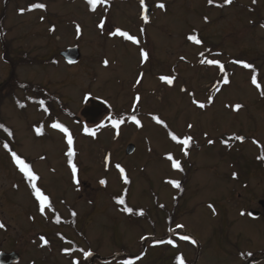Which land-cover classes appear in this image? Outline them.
I'll return each instance as SVG.
<instances>
[{
	"label": "rangeland",
	"instance_id": "1",
	"mask_svg": "<svg viewBox=\"0 0 264 264\" xmlns=\"http://www.w3.org/2000/svg\"><path fill=\"white\" fill-rule=\"evenodd\" d=\"M33 3L46 7L28 11ZM144 3L148 22L140 0H100L95 11L87 0H0V122L13 134L0 145V251L17 253L19 264H179L181 257L184 264H264V0ZM117 29L138 43L113 35ZM73 46L81 60L69 66L58 54ZM42 86L58 120H45L48 114L28 102ZM85 95L124 122L106 128L101 114L93 123L101 129L87 125ZM53 122L74 138L75 176L66 136L50 128ZM86 126L88 137L81 133ZM170 132L192 138L188 155ZM130 144L135 151L128 156ZM13 151L40 177L37 186L62 215L71 243L60 245L50 234L57 230L49 223L52 211L39 213ZM169 154L181 170L174 171ZM248 211L262 215L251 219ZM42 237L48 246L39 245ZM141 250L143 258H130Z\"/></svg>",
	"mask_w": 264,
	"mask_h": 264
},
{
	"label": "snow or ice",
	"instance_id": "2",
	"mask_svg": "<svg viewBox=\"0 0 264 264\" xmlns=\"http://www.w3.org/2000/svg\"><path fill=\"white\" fill-rule=\"evenodd\" d=\"M100 2V0H87V3L89 5H91V9L92 11H95L96 10V5ZM106 2V0H105ZM141 2V7L142 9H144L145 11H147V6L145 5L144 3V0H140ZM209 4H212L213 3V0H208ZM225 4H231L232 3V0H224ZM253 2H255V0H253ZM217 6H220V5H217ZM46 7V5H44L43 3H33L29 9H27L28 11H31V10H35V9H44ZM158 7H160L161 9H163L165 7L164 4H158ZM21 11V14H23V12L25 11L24 9L20 10ZM143 19L145 21H147L148 17L147 15H144L143 16ZM100 27H103V23L100 25ZM77 31H79V27H77ZM113 35H119L121 37H125L126 39H128L129 41H132L133 43H138L137 39L131 35H129L127 32H124V31H121L119 29L116 30V32L112 33ZM188 39L196 44H200L201 41L197 38V36L195 35H190L188 36ZM141 55L142 57L147 60V57H148V54L146 52H141ZM201 55H203V53H201ZM202 63H207V64H217L219 65V61H215V60H202L201 61ZM105 65H107V61L104 62ZM238 63H243V66L245 68H252L253 66L251 64H248L246 62H238ZM221 69H223V66L220 65ZM161 80H164L166 81L168 84H172V79L168 78V77H161ZM224 82L225 83H228V80H227V77H225L224 79ZM137 83H139V80L137 81ZM252 83L253 84H257V79H256V75L253 74L252 76ZM257 87H259V85H257ZM262 95H264V93H262ZM136 102L138 103L139 100H140V97L139 96H136L135 98ZM41 104H43L44 102L43 101H40ZM195 103V101H194ZM198 106L200 108H204L205 105L203 103H199ZM239 107H241L240 105H237L235 106L236 110L239 109ZM133 111H135V106H134V109ZM133 123H135L137 126H140L141 124V121L137 118L136 115H132L130 118H129ZM153 119L157 122V123H164L163 121L159 120L158 117H153ZM124 122L123 119H113L112 120V124L114 127H117L119 128L120 124H122ZM51 128L53 129H57L63 133L66 134L67 136V144H68V152H67V156L69 157L68 159V164L69 166L71 167V171L73 173V176L76 175L77 173V166L76 164L73 162V159L72 157L75 156V151L73 150V137L71 136V134L69 133V130L63 126L62 124H60L59 122H54L52 123L51 125ZM189 127H191V125H189ZM0 128H3V125H0ZM5 131H7V129H5ZM37 131V134H42V131L40 128H37L36 129ZM89 130L87 128H85V132H88ZM11 134V133H9ZM92 135H95L94 132L91 133ZM169 136L171 138L172 141L176 142L177 144L179 145H183L184 147L182 148V151L184 152V155H188V152H187V147L189 146L190 144V141H191V137H185L183 139H180L179 137H177V135H175L174 133H169ZM235 139H238V140H243L244 138L243 137H235ZM209 143H212V141H209ZM5 148L8 147L7 144L4 145ZM11 156H12V159L14 160L15 164L18 166V169L19 171L24 175V177L29 181L30 183V186H31V189H32V192H33V195L35 197V200L38 202V209L40 211L41 214H43L45 212V209L46 208H51L52 205H51V201H50V197L47 196L40 187L37 186V181L40 179V177L32 170L31 168V165L29 163H26L24 159H21L20 156H18L16 154V152H12L11 153ZM261 159H264V157H260ZM168 160L172 161V167L177 169V170H181V164L179 161H176L174 160L173 156L171 154L168 155L167 157ZM116 167L118 168V170L120 171L123 179H124V182L127 183L128 182V179H127V176L124 175L125 173V170L120 166V165H116ZM100 183L103 185V184H106V181L105 180H101ZM170 183H172L175 187L179 188L180 187V184L178 181H170ZM118 203L120 204H124V200L121 198V199H118L117 201ZM209 207H212L211 205H209ZM54 211V209H53ZM124 211L128 212V213H132V209L131 208H125ZM140 215H143V212H140L139 213ZM242 215H244L245 213H241ZM73 215H75V213H73ZM57 219V222H59L60 218L59 216L56 217ZM0 227H3L2 224H0ZM177 227H182L181 225H177ZM181 239L183 240H190V237L189 236H182ZM193 243H195V241H192ZM45 243H47V241H45ZM168 243H173V241L169 240ZM85 256H90L91 253L90 252H85L84 253ZM179 264H184V260L183 258H179Z\"/></svg>",
	"mask_w": 264,
	"mask_h": 264
},
{
	"label": "water",
	"instance_id": "3",
	"mask_svg": "<svg viewBox=\"0 0 264 264\" xmlns=\"http://www.w3.org/2000/svg\"><path fill=\"white\" fill-rule=\"evenodd\" d=\"M149 11H147V17H148ZM60 57L63 58L68 64H75L79 61L80 59V52L78 48H71L67 49L66 51L60 53ZM98 109V108H97ZM84 115L89 118L90 121H94L98 115L99 111L98 110H90L87 112H84ZM134 151L133 146H128L126 150V154L129 155ZM263 206V203H260ZM249 216L252 218H257L259 217L258 212H249ZM19 261V256L15 253L11 254H0V264H15Z\"/></svg>",
	"mask_w": 264,
	"mask_h": 264
},
{
	"label": "trees",
	"instance_id": "4",
	"mask_svg": "<svg viewBox=\"0 0 264 264\" xmlns=\"http://www.w3.org/2000/svg\"><path fill=\"white\" fill-rule=\"evenodd\" d=\"M10 56V55H9ZM7 57L6 56V54L4 55V60H6V61H8L9 59L11 60V58L10 57ZM9 63V62H8ZM13 73H14V71H13ZM14 75H15V73H14ZM13 75H12V72H11V77H12ZM14 77V76H13ZM10 84V83H9ZM12 88H8V89H14L13 87L15 86V83H14V80H13V82H11V85H10ZM7 89V90H8ZM40 90V92H39V95H37L36 96V98L37 99H35V101H36V103H40V101H43L44 103L43 104H41L40 103V106L41 107H37L38 108V110H37V112L39 113V110H41V111H43L44 109H46L47 111H48V115L51 117V118H53L54 116L51 114V112H50V110L47 108V104H46V101H44L43 99H42V96H44V97H48V95H47V90L46 89H43V88H41V89H39ZM45 91V92H44ZM41 95V96H40ZM55 99V98H54ZM53 102H54V100H53ZM53 110H54V112H53ZM52 110V113L54 114V115H56V112H57V109L54 107V109ZM40 114V113H39ZM178 199V198H177ZM128 208V207H127ZM126 214H129V215H132V213H128V212H126V211H124ZM140 212H143L142 210H140L139 212H138V214L136 215L137 217H140V216H142V215H140L139 213ZM143 214H144V212H143ZM165 221V223L168 225V223H169V227H170V224L171 223H173V221H169L168 222V219H165L164 220ZM179 230L177 229L176 230V232H178ZM138 256H141V253L140 254H138V255H136V256H134L133 258L134 259H136V258H138ZM130 259V258H129ZM174 264V263H173ZM190 264V263H189Z\"/></svg>",
	"mask_w": 264,
	"mask_h": 264
},
{
	"label": "flooded vegetation",
	"instance_id": "5",
	"mask_svg": "<svg viewBox=\"0 0 264 264\" xmlns=\"http://www.w3.org/2000/svg\"><path fill=\"white\" fill-rule=\"evenodd\" d=\"M98 101H95V105H98ZM84 108H83V110L82 111H89L90 109H93V111L94 110H98L102 115L103 114H105V113H107L108 111H107V109H105V108H103V107H98V109H97V107L96 106H94V107H91V105L90 104H87V105H85L84 104V106H83ZM101 115V116H102ZM101 116H100V118H101ZM85 119V118H84ZM86 121V120H85ZM87 122V121H86ZM261 213V212H260ZM261 215L262 214H260V217H261ZM259 217V218H260ZM259 218H257V219H259ZM52 225V224H51ZM52 227L54 228V229H57L55 232H51V233H54L56 236H58L57 238H58V240H60V243L62 242V240H63V238H68L67 237V234H65V233H63L62 231H61V229H64V228H62V227H56V226H54V225H52ZM54 240H56V238L54 239Z\"/></svg>",
	"mask_w": 264,
	"mask_h": 264
}]
</instances>
